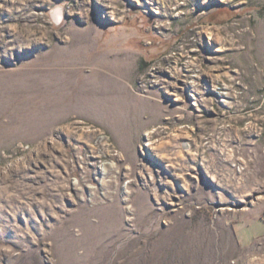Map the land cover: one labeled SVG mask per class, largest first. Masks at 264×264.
<instances>
[{
    "label": "rangeland",
    "instance_id": "1",
    "mask_svg": "<svg viewBox=\"0 0 264 264\" xmlns=\"http://www.w3.org/2000/svg\"><path fill=\"white\" fill-rule=\"evenodd\" d=\"M0 264H264V0H0Z\"/></svg>",
    "mask_w": 264,
    "mask_h": 264
}]
</instances>
